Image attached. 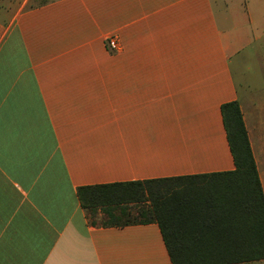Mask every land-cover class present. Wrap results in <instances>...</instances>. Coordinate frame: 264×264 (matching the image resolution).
I'll return each mask as SVG.
<instances>
[{"label": "crops", "instance_id": "crops-1", "mask_svg": "<svg viewBox=\"0 0 264 264\" xmlns=\"http://www.w3.org/2000/svg\"><path fill=\"white\" fill-rule=\"evenodd\" d=\"M263 48L264 0H0V264H172L78 189L234 172L231 102L264 190V88L234 73Z\"/></svg>", "mask_w": 264, "mask_h": 264}, {"label": "trees", "instance_id": "trees-1", "mask_svg": "<svg viewBox=\"0 0 264 264\" xmlns=\"http://www.w3.org/2000/svg\"><path fill=\"white\" fill-rule=\"evenodd\" d=\"M236 170L78 189L91 223L159 225L172 264L264 261V190L238 101L222 106Z\"/></svg>", "mask_w": 264, "mask_h": 264}, {"label": "rangeland", "instance_id": "rangeland-1", "mask_svg": "<svg viewBox=\"0 0 264 264\" xmlns=\"http://www.w3.org/2000/svg\"><path fill=\"white\" fill-rule=\"evenodd\" d=\"M234 73L239 85L241 95H245L246 91L248 90V86H250L256 93L264 88V69L261 68L258 59L254 55H249L248 53H246L242 57H240L234 64ZM103 218L104 215L99 212V216L97 218H94V221L99 225H103ZM248 264H264V261Z\"/></svg>", "mask_w": 264, "mask_h": 264}, {"label": "built area", "instance_id": "built-area-1", "mask_svg": "<svg viewBox=\"0 0 264 264\" xmlns=\"http://www.w3.org/2000/svg\"><path fill=\"white\" fill-rule=\"evenodd\" d=\"M107 42L111 50L113 51L117 50L118 44H117L116 37L109 38Z\"/></svg>", "mask_w": 264, "mask_h": 264}]
</instances>
